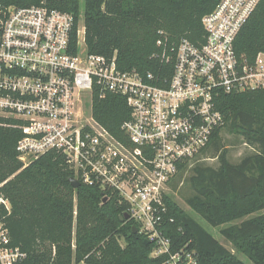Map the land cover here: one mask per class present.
<instances>
[{"label": "built area", "instance_id": "2783aa9c", "mask_svg": "<svg viewBox=\"0 0 264 264\" xmlns=\"http://www.w3.org/2000/svg\"><path fill=\"white\" fill-rule=\"evenodd\" d=\"M260 1L220 0L203 17V44L182 38L168 47L158 41L165 46L159 55L164 65L144 74L122 69L117 52L90 53L83 21L74 43L70 13L0 3V127L23 132L16 145L23 168L50 152L63 156L81 184L99 187L106 201L115 195L127 205L125 214L155 243L154 256L169 252L171 240L160 231L169 185L179 166L191 164L224 123L215 97L264 89V52L249 60L234 47ZM97 90L127 99L131 116L122 128L128 142L94 118ZM2 207L12 209L0 193ZM26 257L11 245L0 216V264ZM183 258L196 264L186 252L165 264H181Z\"/></svg>", "mask_w": 264, "mask_h": 264}, {"label": "trees", "instance_id": "16d2710c", "mask_svg": "<svg viewBox=\"0 0 264 264\" xmlns=\"http://www.w3.org/2000/svg\"><path fill=\"white\" fill-rule=\"evenodd\" d=\"M220 0H0L5 5H45L70 13L77 27L85 25V43L93 54L112 57L117 52L124 70L144 74L158 72L164 65L160 53L182 38L196 45L205 42L203 17ZM239 57L252 60L264 52V0H261L235 43ZM167 74V73H166ZM169 74V72H168ZM216 108L224 123L213 133L201 154L211 151L218 166L181 164L174 177L190 170L186 198L190 208L233 244L225 247L171 195L162 234L171 240L169 252L154 256L155 243L133 218L121 220L127 205L115 195L107 201L97 186L75 188V171L63 156L50 152L23 168L16 145L23 136L19 129L0 127V193L12 209L2 207L11 245L27 253L16 264H165L177 253L193 255L196 264H264V89L220 92ZM93 116L118 139L128 142L122 125L131 116L127 99L118 94L95 91ZM250 145L254 152L239 163L229 158L223 132ZM173 221H170V219ZM237 220H241L237 223ZM138 228L135 232L134 227ZM123 241V243H122ZM181 264H188L184 258ZM192 264V263H190Z\"/></svg>", "mask_w": 264, "mask_h": 264}, {"label": "rangeland", "instance_id": "374dc122", "mask_svg": "<svg viewBox=\"0 0 264 264\" xmlns=\"http://www.w3.org/2000/svg\"><path fill=\"white\" fill-rule=\"evenodd\" d=\"M90 107V105H89ZM224 143L226 144L229 150V158L233 163H239L244 156L247 154L253 153L254 149L248 145L243 139H239L234 135L229 134L226 130L223 132ZM195 164H204V165H212L218 166L219 161L217 158L212 157L211 151L207 154H200L197 158L190 164L189 168H192ZM190 175V170L186 171L182 178L174 177L172 178L168 194L173 197L175 202L182 207L185 211H187L190 215L196 218L207 230H209L219 241L231 250L233 253L236 252L235 247L231 242H229L222 234L221 229L227 227L230 224L223 225L222 227H213L208 222H206L200 215L195 213L190 206L188 205L186 198L189 194H191V190L187 184V178ZM241 220H237L234 223H237ZM123 243V241H122ZM124 244V243H123ZM155 251V250H154ZM242 259L246 262V264H253L246 256L241 255Z\"/></svg>", "mask_w": 264, "mask_h": 264}, {"label": "water", "instance_id": "95a60500", "mask_svg": "<svg viewBox=\"0 0 264 264\" xmlns=\"http://www.w3.org/2000/svg\"><path fill=\"white\" fill-rule=\"evenodd\" d=\"M71 183L73 184V186L75 188H78L81 185V182L75 177L71 178ZM104 201H106V198L104 199ZM125 219H129V215L128 214H124V216L121 217L122 221H124ZM134 229H135V232L138 231V228L136 226L134 227ZM145 243L149 244V243H151V241L149 239H146Z\"/></svg>", "mask_w": 264, "mask_h": 264}]
</instances>
